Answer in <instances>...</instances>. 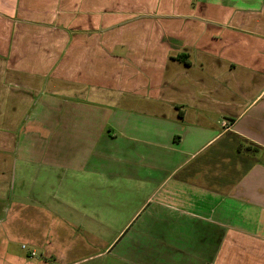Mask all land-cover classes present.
<instances>
[{"label": "crops", "instance_id": "1", "mask_svg": "<svg viewBox=\"0 0 264 264\" xmlns=\"http://www.w3.org/2000/svg\"><path fill=\"white\" fill-rule=\"evenodd\" d=\"M0 264H264V0H0Z\"/></svg>", "mask_w": 264, "mask_h": 264}, {"label": "rangeland", "instance_id": "2", "mask_svg": "<svg viewBox=\"0 0 264 264\" xmlns=\"http://www.w3.org/2000/svg\"><path fill=\"white\" fill-rule=\"evenodd\" d=\"M6 213H7V212L4 211V213H3L2 216H1V220H4V221L6 220V221H5V224L7 223V220H8V218H9L8 215H7L8 213H7V214H6Z\"/></svg>", "mask_w": 264, "mask_h": 264}, {"label": "built area", "instance_id": "3", "mask_svg": "<svg viewBox=\"0 0 264 264\" xmlns=\"http://www.w3.org/2000/svg\"><path fill=\"white\" fill-rule=\"evenodd\" d=\"M223 125H226V122H222Z\"/></svg>", "mask_w": 264, "mask_h": 264}, {"label": "trees", "instance_id": "4", "mask_svg": "<svg viewBox=\"0 0 264 264\" xmlns=\"http://www.w3.org/2000/svg\"><path fill=\"white\" fill-rule=\"evenodd\" d=\"M248 149V148H247Z\"/></svg>", "mask_w": 264, "mask_h": 264}]
</instances>
